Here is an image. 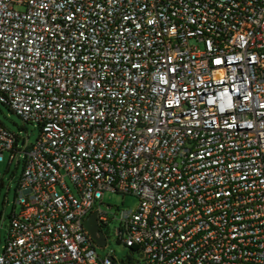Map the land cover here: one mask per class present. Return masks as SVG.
<instances>
[{
    "label": "built area",
    "instance_id": "built-area-1",
    "mask_svg": "<svg viewBox=\"0 0 264 264\" xmlns=\"http://www.w3.org/2000/svg\"><path fill=\"white\" fill-rule=\"evenodd\" d=\"M0 103L40 128L0 122V264H119L107 191L128 264H264V0H0Z\"/></svg>",
    "mask_w": 264,
    "mask_h": 264
},
{
    "label": "rangeland",
    "instance_id": "rangeland-1",
    "mask_svg": "<svg viewBox=\"0 0 264 264\" xmlns=\"http://www.w3.org/2000/svg\"><path fill=\"white\" fill-rule=\"evenodd\" d=\"M0 122L11 132L18 135V137L26 139L29 144H34L40 135V128L38 126L30 124L25 125L18 116L1 103ZM22 171L23 158L18 167H16V163L8 167V154H5V161L0 164V179H3L5 184L2 188L0 198V254L3 253L6 244L10 216L15 208L17 212L20 210V207L15 205V198L17 183ZM8 186L10 187V191L7 194ZM6 195L7 200L5 199ZM138 204V198L133 195L123 196L110 191L105 192L103 204H97L94 210L96 211L100 207L101 211L106 213L108 218L107 225L103 227L105 237L107 238V245L105 247L96 248L101 258H105L112 254L119 264H128L129 260L136 262L142 260L140 253L132 251L130 248L126 247L125 244L119 242V237L116 233L120 225L119 219L121 213L123 211H134Z\"/></svg>",
    "mask_w": 264,
    "mask_h": 264
},
{
    "label": "water",
    "instance_id": "water-1",
    "mask_svg": "<svg viewBox=\"0 0 264 264\" xmlns=\"http://www.w3.org/2000/svg\"><path fill=\"white\" fill-rule=\"evenodd\" d=\"M84 226L98 247H105L107 245L105 234L98 223L97 212H94L86 219Z\"/></svg>",
    "mask_w": 264,
    "mask_h": 264
},
{
    "label": "trees",
    "instance_id": "trees-1",
    "mask_svg": "<svg viewBox=\"0 0 264 264\" xmlns=\"http://www.w3.org/2000/svg\"><path fill=\"white\" fill-rule=\"evenodd\" d=\"M132 251H135V252H138L139 253V250L137 249V248H135V247H132V248H130Z\"/></svg>",
    "mask_w": 264,
    "mask_h": 264
},
{
    "label": "snow or ice",
    "instance_id": "snow-or-ice-1",
    "mask_svg": "<svg viewBox=\"0 0 264 264\" xmlns=\"http://www.w3.org/2000/svg\"><path fill=\"white\" fill-rule=\"evenodd\" d=\"M217 63H219V61H217Z\"/></svg>",
    "mask_w": 264,
    "mask_h": 264
}]
</instances>
